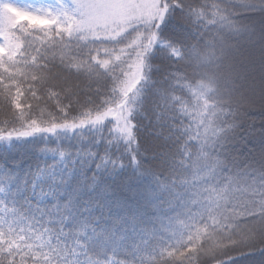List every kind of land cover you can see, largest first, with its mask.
I'll return each instance as SVG.
<instances>
[{
  "label": "snow or ice",
  "instance_id": "6c2138e0",
  "mask_svg": "<svg viewBox=\"0 0 264 264\" xmlns=\"http://www.w3.org/2000/svg\"><path fill=\"white\" fill-rule=\"evenodd\" d=\"M257 254L264 0H0V264Z\"/></svg>",
  "mask_w": 264,
  "mask_h": 264
},
{
  "label": "trees",
  "instance_id": "16d2710c",
  "mask_svg": "<svg viewBox=\"0 0 264 264\" xmlns=\"http://www.w3.org/2000/svg\"><path fill=\"white\" fill-rule=\"evenodd\" d=\"M15 2L22 4V5H25V4H29V3L36 4V3L41 2V0H15ZM102 55H103V53H102ZM21 102H22V105H24L25 102L32 103L33 104V110H34L36 102L34 100H31L27 93H25L21 97ZM24 111L28 112L30 110L27 107H24ZM240 259L243 262V264H260L261 257H259V255L257 254V256L252 257V258L242 257Z\"/></svg>",
  "mask_w": 264,
  "mask_h": 264
},
{
  "label": "rangeland",
  "instance_id": "374dc122",
  "mask_svg": "<svg viewBox=\"0 0 264 264\" xmlns=\"http://www.w3.org/2000/svg\"><path fill=\"white\" fill-rule=\"evenodd\" d=\"M17 3V2H16ZM19 4V3H18ZM20 5H22V4H20Z\"/></svg>",
  "mask_w": 264,
  "mask_h": 264
}]
</instances>
